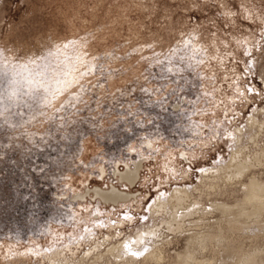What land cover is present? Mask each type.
I'll return each instance as SVG.
<instances>
[{"label": "rangeland", "instance_id": "rangeland-1", "mask_svg": "<svg viewBox=\"0 0 264 264\" xmlns=\"http://www.w3.org/2000/svg\"><path fill=\"white\" fill-rule=\"evenodd\" d=\"M251 182L264 0H0V264H264Z\"/></svg>", "mask_w": 264, "mask_h": 264}, {"label": "bare ground", "instance_id": "bare-ground-1", "mask_svg": "<svg viewBox=\"0 0 264 264\" xmlns=\"http://www.w3.org/2000/svg\"><path fill=\"white\" fill-rule=\"evenodd\" d=\"M238 158H239V156H238ZM238 158H236L235 159V161H237V159ZM241 159V158H240ZM247 159V158H246ZM239 161V160H238ZM252 163V162H251ZM251 163H249L247 160H241V162L239 161L238 162V165H237V173H235V175H237V176H241V174H243L245 171H247V169L249 168V167H251L250 166V164ZM233 175V174H232ZM249 191H250V197H254L256 194H264V183H256V182H251V184H250V186H249ZM248 191V192H249ZM247 193V192H246ZM247 196V195H246ZM184 197L185 196H183V195H180V194H177L176 195V200H178V201H182L183 199H184ZM249 197V196H248ZM255 198H256V196H255ZM248 199V198H247ZM249 200H251V202L253 201V198H250ZM248 201V200H247ZM178 203V202H177ZM183 203V202H182ZM252 203H254V201L252 202ZM180 204V203H179ZM251 204V203H250ZM181 205V204H180ZM223 207V206H222ZM232 208V207H231ZM231 208H228V209H231ZM225 211H226V209L225 208H223ZM230 211V210H229ZM191 260V259H190ZM187 262H188V260H187ZM186 263V262H185ZM187 264V263H186ZM189 264V263H188Z\"/></svg>", "mask_w": 264, "mask_h": 264}, {"label": "flooded vegetation", "instance_id": "flooded-vegetation-1", "mask_svg": "<svg viewBox=\"0 0 264 264\" xmlns=\"http://www.w3.org/2000/svg\"><path fill=\"white\" fill-rule=\"evenodd\" d=\"M121 177L123 179H126L128 181H130L131 184H133V182L137 179L138 177V171H133L132 169H130L128 167V171L127 172H123L121 173ZM97 194L103 196V198H110L113 196V200H118L120 198H127L128 195L124 192H121L118 188L116 187H113L110 191H104V190H97ZM177 194H180V195H183L185 196V194L181 193L180 191H177L175 193V198H176V195Z\"/></svg>", "mask_w": 264, "mask_h": 264}]
</instances>
